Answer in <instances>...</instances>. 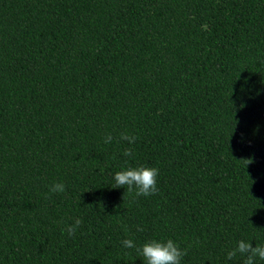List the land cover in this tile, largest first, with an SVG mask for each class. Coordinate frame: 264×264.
<instances>
[{
	"label": "trees",
	"instance_id": "1",
	"mask_svg": "<svg viewBox=\"0 0 264 264\" xmlns=\"http://www.w3.org/2000/svg\"><path fill=\"white\" fill-rule=\"evenodd\" d=\"M138 164L154 194L111 187ZM125 237L264 243V0H0V264H142Z\"/></svg>",
	"mask_w": 264,
	"mask_h": 264
},
{
	"label": "clouds",
	"instance_id": "2",
	"mask_svg": "<svg viewBox=\"0 0 264 264\" xmlns=\"http://www.w3.org/2000/svg\"><path fill=\"white\" fill-rule=\"evenodd\" d=\"M243 86H241V91ZM120 139L126 140L129 145L136 139L134 135L128 132H121ZM104 143L108 144L113 140L110 134L103 138ZM124 157L133 155L129 148L122 152ZM159 169L153 166L138 164L136 166H125L112 174L111 187L126 188L128 192H135L136 196H149L154 194L157 189V177ZM65 191V185L62 182H54L48 186L49 193H62ZM81 224L79 217L73 218L70 224H66L61 231L68 236H72ZM126 232L127 226L122 225ZM138 231H143L139 226ZM251 239H238L234 245L224 250V259L229 262L239 256L242 264H257V261H264V243H255L253 246ZM120 246L123 249H133L137 257L142 258V264H181L182 258L186 255V249L181 248L179 243L172 238H151L142 243H136L133 239L125 237L120 240Z\"/></svg>",
	"mask_w": 264,
	"mask_h": 264
}]
</instances>
